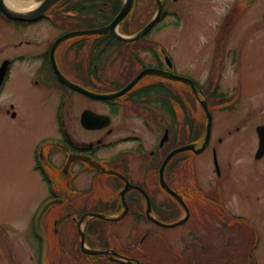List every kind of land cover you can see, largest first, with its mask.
<instances>
[{"label": "flooded vegetation", "instance_id": "af4514ba", "mask_svg": "<svg viewBox=\"0 0 264 264\" xmlns=\"http://www.w3.org/2000/svg\"><path fill=\"white\" fill-rule=\"evenodd\" d=\"M22 1L31 2V9L24 11L28 13L38 9L44 0ZM229 1L231 4L212 28V40L222 43L215 49L209 65L215 67L214 77L218 80L222 79L223 62L228 60L232 66L239 63L243 49L247 47L243 38L245 31L236 26L245 8H240V0ZM253 1L246 0L244 4L248 6ZM168 2L161 0L158 20L137 40L128 43L119 40L115 33L131 36L143 31L157 13L156 0L152 16L145 22H139V27L134 16L138 12V0H133L128 15L114 26V31L106 33L96 31L113 24L125 0H57L39 18L23 21L10 19L0 9V29L4 28L3 34L9 42L14 30L23 33L18 39L20 41L13 45V50L26 49V52L0 62L1 66L5 60L9 61L0 87V97L19 74L17 68L22 67L29 94L51 110L49 117L52 128L47 129L49 132L32 146L30 170L40 177H48L43 182L47 194L39 199V206L54 200L56 207L66 208V215L42 218L40 223L46 237L47 251L51 242L47 230L52 226L51 237L57 250L53 254L58 256L53 264H60L63 257L67 264H74L76 254H82L90 264H123L125 258L144 264L133 254L134 248L138 250V244L133 247V252L122 247L116 228L110 227L109 231L104 232L103 224L116 226L126 219L135 224L143 219L151 222L146 215L148 206L156 217L155 209H162L158 214L160 218V213H171L172 205H175L179 210V219L184 220L183 227L196 220L197 225L190 226L186 231L183 248L186 256L190 252L199 256L204 253L206 240L202 242V236L211 239L208 243L215 245L213 231L216 229L233 230L231 237H235L236 232L246 235L245 256H249L259 244L257 230L252 227L255 225L245 215L232 210L230 197L235 181L232 148L221 161L219 150L226 137H216L214 131L216 114L234 113L235 105L214 104L210 109V99L202 85L195 79L179 75L194 80L199 99L207 101L212 121L209 139L203 147L207 118L199 100H190L189 90L194 97L192 89L181 82L172 81L168 75L146 74L126 94L112 101L92 99L74 88L77 86L95 95L114 94L144 71L173 73L172 65L169 66L167 62L169 58L172 63L165 46L158 53L152 50L156 48L153 35L162 21L174 14V11L167 9ZM260 18L264 21V10ZM44 22L47 24L41 25ZM131 25L136 28L134 31L129 30ZM231 40L235 43L230 45ZM138 46L150 54L152 62L145 63L143 58L136 55L132 47ZM112 53L115 56H110ZM108 70L113 72L109 73ZM177 87L180 90L176 91ZM217 92L221 94L219 87ZM5 102L8 103L6 114L16 121L24 102L10 98ZM191 105L196 108L194 115ZM2 106L0 104V110ZM262 113L264 115V111ZM253 123L249 127L236 126L233 132H227V138L247 127L252 128L254 136L250 155L255 162L264 163V145L260 142L264 129H259L264 127V120ZM189 146L193 148L175 155L164 164L172 151ZM204 154L210 155L212 170L209 180L202 185L197 176L199 168L195 159ZM163 165L162 184L160 171ZM226 182H229V186ZM162 185L175 192L179 201ZM157 191L163 195V200L158 199ZM263 196L256 193L253 198L259 201ZM90 214L105 218L101 220L90 217ZM150 234L145 233V238ZM230 239L224 244V249L229 248ZM82 241L89 249L106 254H83ZM228 252L232 253L230 255L239 253L232 249Z\"/></svg>", "mask_w": 264, "mask_h": 264}, {"label": "rangeland", "instance_id": "374dc122", "mask_svg": "<svg viewBox=\"0 0 264 264\" xmlns=\"http://www.w3.org/2000/svg\"><path fill=\"white\" fill-rule=\"evenodd\" d=\"M245 1L240 0V8L245 10L236 26L245 31L243 38L247 47L243 49V56L239 63L232 66L228 60L223 62L222 79L218 80L213 76L214 79L209 81L207 76L210 72V60L213 58L215 49L221 44L218 43L220 40H212V36L214 37L212 28L217 23L218 17L220 20L227 6L231 4L229 0H179L177 2L169 0L167 9L174 11V14L168 15L153 35L152 39L156 43V48L152 50L158 53L161 47L165 46L170 54L173 73L195 79L209 90L217 85L220 91L226 94L225 98L230 99L228 105H235L234 113L216 114L214 131L216 137H226L219 150L221 161L232 148L234 160L231 159V161L235 162L232 172L235 181L230 197L232 210L245 215L251 220V224L255 225L252 227L257 230L259 244L251 255L252 262L250 258L245 260L244 244L247 242L244 238L246 235L236 232V236L231 237L233 230L216 229L213 231L216 238L215 245L208 243L211 239L207 240L205 236H202V242L206 240V243L201 257L194 252L186 256L183 250L186 242L185 235L190 226L197 225L195 219L189 226L175 228H162L151 222L147 223L144 219L136 224L128 219L119 221L116 226L103 224L104 232L109 231L110 227L116 228L122 247L133 252V247L138 244L139 248L138 250L134 248L133 254L144 264H264V196L259 201L253 198L256 193L264 194V163L255 162L250 155L254 134L252 128H248L252 126L251 123L264 120L262 113L264 111V21L260 18V13L264 10V0H254L248 6L244 4ZM154 7V0H138L136 8L138 12L134 13L137 17V27L139 22H145L152 16ZM45 24L47 23L44 22L41 25ZM3 29H0V62L5 58L26 52L25 48L13 50V45L20 41L18 39L23 36V33L14 30L9 42L8 37L3 34ZM135 29L131 25L129 30ZM250 29L252 31H249ZM226 38L229 39V37ZM234 43L235 41H230V45ZM125 48L132 53L127 47ZM132 48L138 57L145 60V63L152 62L150 54L145 52L143 47ZM110 56H115V53ZM108 71L113 72V70ZM17 72L19 74L14 77L11 87L5 88L0 97V104L3 105L0 110V264H39L40 256H38V245L35 242L33 221L40 208L38 201L46 196L47 190L40 177L31 172L30 156L32 146L49 132V128L50 130L52 128L49 117L51 110L41 102H36V97L29 94L25 87L26 74L22 72V67L17 68ZM209 77L211 78V74ZM178 90H180L179 87L176 91ZM7 98L24 102L16 121L5 112L8 105L5 102ZM78 98L76 96L77 100ZM191 110L194 115L195 106L191 105ZM128 122L133 128L131 122L129 120ZM247 125L248 127L242 132L227 138L228 131L233 132L236 126ZM195 163L199 168L197 176L201 179V184L205 185L212 170L210 155L204 154L197 157ZM228 183L225 184L228 185ZM157 194L158 199H164L160 192L157 191ZM171 209V213H162L160 218L155 217L161 223H171L178 218L179 211L175 205H172ZM159 210L162 211L157 209ZM65 213L66 208L54 206L48 210L45 218L58 214L66 215ZM47 231L51 242L45 264H53V261L56 263L55 259L58 256L55 255L57 250L54 238L51 237V225ZM147 232H150L151 236L145 238ZM228 238H231V244L229 248L224 249ZM251 246L250 242L249 249ZM229 249L238 250L239 253L230 255L232 253L228 252ZM63 258L60 264H67ZM74 264L90 263H87L82 254H76Z\"/></svg>", "mask_w": 264, "mask_h": 264}, {"label": "water", "instance_id": "95a60500", "mask_svg": "<svg viewBox=\"0 0 264 264\" xmlns=\"http://www.w3.org/2000/svg\"><path fill=\"white\" fill-rule=\"evenodd\" d=\"M57 0H44V2L41 4V6L32 11V12H28V13H21L19 11H15V10H12L10 9L9 7H7L2 0H0V9L1 11L9 18H11L12 20H34V19H37L39 18V16H41V14L47 10L50 6H52ZM159 2V0H158ZM131 3H132V0H126V3L123 7V9L121 10V12L119 13V15L115 18L114 22L112 25H110L108 28L106 29H102V30H98L96 32L98 33H106L107 31H114L113 28L114 26H116L118 24V22H120L124 17L125 15L128 13L129 11V8L131 6ZM159 7H160V4H159ZM160 10V9H159ZM35 14V15H33ZM156 19H154L148 26L147 28L142 31L140 34L136 35L135 37H131V38H122L119 36V39H122L124 41H131V40H135L137 38H139L141 36V34L143 32H145L149 26H151L154 22H155ZM115 33V32H114ZM118 37V36H117ZM5 72H6V64L4 63L1 68H0V85L2 84V81H3V78L5 76ZM146 73H155V74H163L159 71H156V70H147L145 71L144 73H142L141 75H139L134 81H132L125 89H123L121 92L119 93H116V94H112V95H94V94H90L86 91H83L82 89L74 86V88H76V90L84 93L85 95L91 97V98H94V99H98V100H111V99H114V98H117L121 95H123L124 93H126L134 84H136V82ZM165 75V74H163ZM169 77H171L172 79H178V80H181L183 81L184 83H187L189 84L192 88H194V82L192 80H189V79H185V78H180V77H177V76H174V75H169ZM205 112L207 113V116L209 118V114H208V111H207V107H206V103L205 101L201 102ZM209 126H210V122L208 123V126H207V136L209 134ZM261 142L263 143L264 145V137L261 135ZM188 148H192V146L190 147H185V148H180V149H177L175 151H173L171 154L168 155V157L165 159L164 161V164L171 158L173 157L175 154L177 153H180ZM164 165L162 166L161 168V173H162V169H163ZM165 187V189L170 193L172 194V196H174L176 199H178V196L172 192L171 190H169V188H167L166 186H163ZM54 204V202H50L48 203L43 209L42 211L40 212L39 216H38V219H37V227H38V231H40L39 229V222H40V219L42 217V215L45 213V211L47 210V208ZM149 211H150V206H148V211H147V214H149ZM90 217H96V218H99V219H104L105 217L102 216V215H99V214H90L89 215ZM120 219V218H119ZM153 220V219H152ZM154 221V220H153ZM156 222L157 224H159L157 221H154ZM184 222V220H180L178 221L177 223H174V224H171V225H163L161 224L163 227H166V228H172V227H176L178 225H181L182 223ZM41 233V232H40ZM82 251L85 253V254H88V255H104L106 254V252H102V251H95V250H89V249H86L84 247V242L82 241ZM126 264H134L132 262H130L129 260H126L125 261ZM137 264V263H136Z\"/></svg>", "mask_w": 264, "mask_h": 264}, {"label": "bare ground", "instance_id": "6f19581e", "mask_svg": "<svg viewBox=\"0 0 264 264\" xmlns=\"http://www.w3.org/2000/svg\"><path fill=\"white\" fill-rule=\"evenodd\" d=\"M4 3L7 7L12 10L24 12L31 9V2H23L18 0H4Z\"/></svg>", "mask_w": 264, "mask_h": 264}]
</instances>
